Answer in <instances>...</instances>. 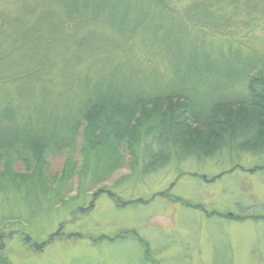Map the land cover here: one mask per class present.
Wrapping results in <instances>:
<instances>
[{"label": "rangeland", "instance_id": "1", "mask_svg": "<svg viewBox=\"0 0 264 264\" xmlns=\"http://www.w3.org/2000/svg\"><path fill=\"white\" fill-rule=\"evenodd\" d=\"M145 1L148 11L144 1L106 0L79 21L57 0H0L2 49L21 43L23 30L59 36L73 20L82 27L53 49L75 55L68 63L51 59L43 71L41 77L51 80L48 99L37 78L1 85L0 106L10 100L17 108L0 110V139L29 124L39 128L44 116L66 115L97 81L146 89L172 81L170 86L213 91L229 84L226 92L235 98L242 89L227 78L186 73V57L195 49L208 51L211 63L235 54L259 57L264 78V0L259 6L242 0L237 10L233 0ZM211 1L217 20L200 19ZM54 20L60 25L52 26ZM26 57V50L10 53L2 76L20 77ZM200 95V101L213 99L211 92ZM162 111L176 126L188 123L189 106L181 98L164 107L143 106L140 117ZM131 155L95 142L86 122L45 147L28 150L16 143L1 149L0 264H264V155L223 150L213 158L173 157L150 173Z\"/></svg>", "mask_w": 264, "mask_h": 264}, {"label": "trees", "instance_id": "2", "mask_svg": "<svg viewBox=\"0 0 264 264\" xmlns=\"http://www.w3.org/2000/svg\"><path fill=\"white\" fill-rule=\"evenodd\" d=\"M57 1L62 3L63 7L65 5L67 12L77 13L75 15L79 21V17L85 15L84 11L89 10L91 6L94 7V10L96 7H103L106 4V0ZM140 1H144L147 11L150 10L146 6L145 0ZM241 2L242 0H233L231 6L233 9H239ZM206 4H208L207 8L203 7L198 17L205 21H216L217 18L213 16L218 10L212 9V1ZM45 6L42 7L43 11ZM257 6H259L258 0ZM141 10L143 11L142 8ZM197 11L199 9L195 10V12ZM78 20H73L70 27H61L56 32H60L59 36L58 34L46 35V33L52 32H39L42 28L34 30L35 35L27 36L30 33L23 30L21 31L23 35L17 36L23 37L21 43L18 44L16 41V44L9 48H0V66L10 53L27 51L26 64L20 77L18 75L5 77L0 73V87H3L1 86L4 85L3 83L14 85L20 83V80L27 82L37 78L40 87L42 85L46 91L41 97L47 98L46 84L51 80L43 79L41 75L50 66L51 59H53V64L60 61L68 63L72 60V54L75 55V53L70 54L67 50L66 53L54 52L53 49L64 46L62 43L65 39L76 37L82 30V27L79 29L80 22ZM55 21L52 22V26L60 25ZM26 29L28 32L33 31L29 28ZM15 33H19V29L15 30ZM40 33L42 36L37 35ZM53 42H56L57 45H53ZM175 47L177 49L176 45ZM175 52L178 53L177 50ZM209 55L210 53L206 50H192L189 57H186L188 63L186 73L192 71L201 76L211 75L227 78L232 84L231 86L242 89L235 92V98L230 97L232 95L226 92L229 84L216 87L213 91V89L210 90L211 86L206 90L179 84L170 86L172 81L150 89L120 86L122 81H119L117 85L113 81L106 85L97 81L91 87L87 86L90 91L84 94L78 106L71 112L60 118L44 116L40 121L39 128L34 124H29V127L16 133L15 137L8 140L0 139V150L16 143H21L28 150L45 147L63 133H76L81 123L86 122L89 127H92V138L95 142L105 143L121 154L129 150L136 165L139 166L141 161L140 166L143 173H150L160 167H165L173 157L179 161H185L193 156L200 159L213 158L222 154L223 150H227L233 155L245 153L252 156L264 155V78L257 70L258 66L263 63L262 59L259 57L241 58L235 54L234 57H231L233 59L221 56L211 63ZM179 57L177 56V58ZM231 60L234 63L229 67L228 64ZM33 62L37 64L31 67L30 64ZM173 66L176 75L183 73L177 60ZM192 77L197 76L192 75ZM198 78L202 81L206 77ZM190 81L194 82L195 80ZM208 92L213 93V99L204 100L209 97L207 95L202 99L203 101H200V94ZM45 98L39 104L41 108L46 105ZM177 98L187 101L189 106L188 123L183 121V126L172 124L167 113L163 111L152 112L146 119L140 117L143 106L159 104L160 107H164V104ZM15 108L17 106L10 100H7L4 105V109L9 112H15ZM7 116L11 117L12 113ZM236 167H240V164H237ZM222 174L215 177H221ZM109 192L113 194L111 191Z\"/></svg>", "mask_w": 264, "mask_h": 264}, {"label": "bare ground", "instance_id": "3", "mask_svg": "<svg viewBox=\"0 0 264 264\" xmlns=\"http://www.w3.org/2000/svg\"><path fill=\"white\" fill-rule=\"evenodd\" d=\"M234 10H237V9H234ZM230 62L234 63V61H230ZM229 64H230V63H229ZM229 64H228V65H229ZM232 65H233V64H232ZM8 85L11 86V84H8ZM3 107H4V106H3ZM3 107L0 106V110H2ZM46 243H47V242L45 241L43 244H46Z\"/></svg>", "mask_w": 264, "mask_h": 264}]
</instances>
